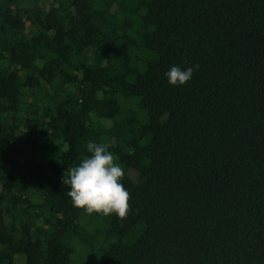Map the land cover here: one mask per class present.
<instances>
[{
    "label": "trees",
    "instance_id": "trees-1",
    "mask_svg": "<svg viewBox=\"0 0 264 264\" xmlns=\"http://www.w3.org/2000/svg\"><path fill=\"white\" fill-rule=\"evenodd\" d=\"M89 141L124 220L67 195ZM0 264H264V0H0Z\"/></svg>",
    "mask_w": 264,
    "mask_h": 264
},
{
    "label": "clouds",
    "instance_id": "clouds-1",
    "mask_svg": "<svg viewBox=\"0 0 264 264\" xmlns=\"http://www.w3.org/2000/svg\"><path fill=\"white\" fill-rule=\"evenodd\" d=\"M199 65L187 68L173 65L164 73L169 85L183 86L193 78ZM109 143L89 141L86 156L69 170L63 183L69 186L67 195L72 206L85 214L111 216L124 220L130 211V194L123 184L125 170L116 162Z\"/></svg>",
    "mask_w": 264,
    "mask_h": 264
}]
</instances>
